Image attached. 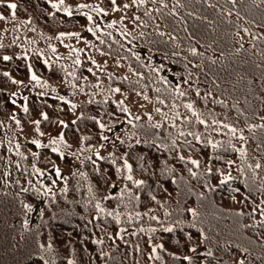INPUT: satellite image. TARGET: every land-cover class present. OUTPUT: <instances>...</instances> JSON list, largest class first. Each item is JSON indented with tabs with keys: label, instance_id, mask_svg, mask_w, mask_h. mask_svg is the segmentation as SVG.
Instances as JSON below:
<instances>
[{
	"label": "trees",
	"instance_id": "obj_1",
	"mask_svg": "<svg viewBox=\"0 0 264 264\" xmlns=\"http://www.w3.org/2000/svg\"><path fill=\"white\" fill-rule=\"evenodd\" d=\"M54 4L60 0H0V15L18 19L23 34L34 29L56 38L90 28L80 5L112 11L134 4L133 29L118 20L95 30L99 50L125 64L127 75L94 71L89 60L48 65L38 51L25 53L19 38L0 44V264H264V0ZM32 73L46 93L29 91L17 108L13 96ZM67 79L92 95L74 120L70 103L47 93ZM177 85L186 95L175 92ZM115 87L147 97L154 109L130 117L113 98ZM190 102L206 124L183 106ZM176 112L174 123L199 139L179 136ZM65 120V140L88 153L63 176L55 172L62 156L51 145L4 132L34 121L51 132ZM157 122L162 127H153ZM101 145L111 148L103 159L90 154ZM125 160L133 180L118 185Z\"/></svg>",
	"mask_w": 264,
	"mask_h": 264
},
{
	"label": "rangeland",
	"instance_id": "obj_2",
	"mask_svg": "<svg viewBox=\"0 0 264 264\" xmlns=\"http://www.w3.org/2000/svg\"><path fill=\"white\" fill-rule=\"evenodd\" d=\"M134 2L135 1H133V3ZM83 5H90L91 7H79L77 11L84 14L87 13L92 16L90 28L94 29L95 34L87 30L83 33H78V35H69L73 33L70 32L64 33L65 35L62 37L59 35L56 38H50L43 35L40 31L34 29H31L27 34H23V27L21 26L18 19H16L14 16L7 18L0 15V17H3L0 18V44L5 41V38H8L7 41H12L19 38L20 44L25 50V53L34 50L38 51L48 65L59 61L75 62L78 59L80 62H82L83 60H89V66L94 71L104 70L109 72H117L122 76H126L127 66L125 64L110 58L99 50L97 33L95 30L98 29L97 31H103L109 24H114L113 22L118 20L126 23L131 29H133V23L136 16L134 4L128 7L116 8L112 11L104 10L103 12H97L93 10L97 7L101 8L97 4ZM53 49H55V51H53ZM93 61H95V63H93ZM33 74L34 73H32V75ZM116 88H119L120 91H114L113 98L117 102H123V104L131 113L130 117L139 116L142 114H150L154 109L153 103L145 99V97H143L141 94L126 91L120 87H115L114 89ZM29 91L46 93L45 89L31 78L27 82L20 83L15 96H13L16 101L17 108L24 106V96ZM47 93L56 95L59 98L66 100L70 103L71 107L72 105H76L75 108L72 107V115L69 118L70 120H74L79 115L80 102L87 101L92 98L91 93L76 90L73 82L68 79L58 89ZM63 122V124L60 123L56 130L51 132L40 131L37 124L35 123H31L26 128H17L12 126L11 129L5 130L4 132L14 141L38 140L40 141L41 145L49 144L53 148H58V152L60 154L63 153V155H61L62 162L59 166L60 174L63 176L75 171L88 153V151L82 148L81 144H71L65 140L63 133L65 127L64 125H66L68 121L65 120ZM40 133H43V135ZM61 134L63 135L64 143H58L56 145L50 143L53 138L59 139ZM238 144L241 146L242 142L238 141ZM110 149V146L105 145L98 150L90 152V154L96 157H103L109 154ZM97 152L99 155H97ZM127 175H129V172L123 165L121 169V179L119 180L118 185L122 184ZM262 219H264V211Z\"/></svg>",
	"mask_w": 264,
	"mask_h": 264
},
{
	"label": "snow or ice",
	"instance_id": "obj_3",
	"mask_svg": "<svg viewBox=\"0 0 264 264\" xmlns=\"http://www.w3.org/2000/svg\"><path fill=\"white\" fill-rule=\"evenodd\" d=\"M63 2H64V0H60V4H54L53 7H57V8H59L60 5L63 4ZM141 2H142V0H141ZM112 3L115 4V3H116V0H112ZM8 7L11 8V9H15L17 6H16L15 4H9ZM79 7H81V8H87V7H91V6H90V5H80ZM125 7H128V5H125ZM93 10H94V11H97V12H103V11H104L102 8H98V7L95 8V9H93ZM66 11H68V14H69V15H72V12H71L70 9H66ZM85 15L87 16V19H88L89 21L92 20V16H91V15H89V14H87V13H85ZM0 18H3V17H0ZM113 23H115V22H113ZM108 26H109V27H113V24H109ZM88 31L93 32V34H95L93 28H89ZM245 31H247V30H245ZM60 35H61V37H62V36H64L65 34H64V33H61ZM69 35H78V33H71V34H69ZM53 51H55V49H53ZM193 52H195L194 49H193ZM4 59H5V60H9V59H11V57L5 56ZM75 63L79 64L80 61L77 59V60L75 61ZM93 63H95V61H93ZM89 71H91V69H89ZM5 75H8V74L5 73ZM31 79H32L33 81H36L37 83L40 82V81H39V78H38L35 74L32 75ZM13 82L15 83L16 81H13ZM165 83H167V81H165ZM113 91H115V92H119L120 89H119V88H116V89H113ZM157 91H160V89H157ZM175 92H176L179 96H181V97H183L184 95H186V93H185V92L180 88V86H178V85H177L176 88H175ZM196 94L199 95V90H197ZM145 99H147V97H145ZM205 99H206V98H205ZM159 102H160V103H163V100H160ZM13 103H15V101H13ZM221 103H223V102H221ZM183 106H184L186 109H188V110L192 113V116L196 117V120H197V122H198L199 124H206V121H205L204 119L201 118V116H202L203 114H202V113H199V112H197V111L195 110L193 103L190 102V103L184 104ZM72 107L75 108L76 105H72ZM120 107H121V111L129 112L128 108L123 106V102H120ZM24 111H25V112L28 111L27 107L24 108ZM156 112H157V113H160L161 110H160L159 108H157V109H156ZM129 115H131L130 112H129ZM162 115H164L165 118L167 119V114H163V113H162ZM43 118H44L45 120H47V119H48L47 114H43ZM179 118H180V113H179V112H176V113H175V116L172 118V121H173V122H172V127H174V128L177 129V132H178L179 136H181V137H184V136H194L196 139H199V138H200L199 134H197V133H195V132H191V131H189V132H185V131L181 130L180 127H178V126L174 123V121H175L176 119H179ZM134 119L139 120L140 117H139V116H136ZM149 119H151V116L149 117ZM16 122H17V124L20 123L19 121H16ZM132 122H133L132 119H129V120L127 121V123H129V124H132ZM185 122H186V123H191V120H189L188 118H185ZM34 123L37 124V125H39L40 122H39V121H34ZM60 123L63 124L64 122H63V121H60ZM212 123H213V124H218V123H220V122L217 121V120H213ZM64 126L67 127V125H64ZM99 126H100L101 129H104V128H105V125H104L103 123H100ZM222 126H223L224 128H228V129H230V131H231V133H232L233 135H235V134L237 133V129L234 128V127H232V126L229 125V124H223ZM153 127H155V128H160V127H162V124L159 123V122H157L156 124L153 125ZM261 127H264V125H261ZM40 134L43 135V133H40ZM169 135H171V134H169ZM117 138H119V137H117ZM240 138H241V139H245V137H243L242 135L240 136ZM103 139H104V140H107L108 137H107V136H104ZM137 142H139V141H137ZM208 142L212 144V147H213V148H216V147H217V144H216V143H212L211 140H209ZM32 143L37 144V145H39V146H41V147L44 146V145H41V144H40V141H38V140H34V141H32ZM50 143L53 144V145H56V144H58V143H64V141H63V135L61 134V136L59 137V139H57V138H53V139L50 141ZM121 143H123V141H121ZM186 143H190V142H186ZM172 145H173L174 147L176 146V140H175V139L172 140ZM17 147H19V146L17 145ZM101 147H103V145H101ZM52 151H53V152H58L59 149L54 147V148L52 149ZM238 151H240V153H241L242 156L245 155V152H244L243 149H239ZM34 155H35V154H34ZM61 155H63V153H61ZM97 155H99L98 152H97ZM89 159H90V158H89ZM101 159H103V157H101ZM179 159L184 160L185 157H184L183 155H181V156L179 157ZM113 163H115V160H113ZM191 163H192L193 165H196L197 167H199V165H200V162L197 161V160H191ZM124 166H125V168L128 170V172L131 173V171H132V166H131V164H129V163L127 162V160H125V162H124ZM256 167L259 168L260 165L257 164ZM209 170H210V169H209ZM36 171H37V172H40V169H36ZM118 171H119V169H118ZM55 172H56L57 176H59V174H60V169H59V168H56V169H55ZM41 174H43V173H41ZM192 175L195 176L196 173L193 172ZM127 179L130 180V181H132V180H133L132 175H131V174L127 175ZM228 179H231V177L229 176V177H226V178H225V180H228ZM223 182H224V181H222V183H223ZM134 183H136V184L139 186V185H142V184L144 183V181H142V180H141V181H134ZM53 184H55V181H53ZM113 186H114V185H113ZM24 190L27 191V189H24ZM122 191H123V190H122ZM50 192H51V189L49 188V189H47V191L45 192V195H47V194L50 193ZM153 199H154V198H153ZM25 207H29V206L26 205ZM96 207L99 209V211H100L101 213H104L105 210H104L103 208H101L99 204H97ZM191 211H192L193 216L197 215V213H196V211H195L194 209H192ZM107 214L110 215V216L113 215V213H111V212H108ZM137 215H139V214H137ZM152 218H153V219H156L155 217H152ZM116 219L119 220V215H118V214H117V216H116ZM141 231H143V229H141ZM153 231H155V230L153 229ZM165 231H172V229H171V228H166ZM95 243H97V244H102L103 241H101V240H96ZM43 247H44V246L41 245V248H43ZM160 247H162V246H160ZM154 251H155V249H154ZM192 251H195V249L193 248ZM210 254H211V253H209V255H210ZM185 259L190 260L191 258H190V257H185ZM69 264H74V262H73V261H70ZM239 264H243V261H240Z\"/></svg>",
	"mask_w": 264,
	"mask_h": 264
}]
</instances>
